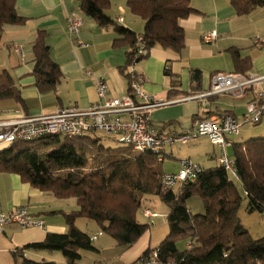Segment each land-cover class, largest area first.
Instances as JSON below:
<instances>
[{"label":"trees","instance_id":"16d2710c","mask_svg":"<svg viewBox=\"0 0 264 264\" xmlns=\"http://www.w3.org/2000/svg\"><path fill=\"white\" fill-rule=\"evenodd\" d=\"M191 1L127 0L131 11L144 21V29L140 33L117 23L108 15L106 10L111 0H80V5L100 26L114 27L118 35L114 46L129 47L127 67L133 59V49L139 37H142L148 54L137 58V62L148 57L150 50L156 46L177 55L183 52L187 40L181 22L198 12ZM231 5L237 15L243 16L264 7V0H231ZM26 21L27 17L17 10V0H0V34L6 25ZM229 50L233 54L235 72L246 73L252 68L250 56H241L236 47ZM33 53L35 85L41 92L55 91L63 74L51 55L44 30L37 33ZM165 75L173 76L168 65ZM126 77L130 79L128 75ZM201 79L200 70H191L195 90L199 89ZM178 84L175 80L169 90L171 95L176 92ZM131 90L129 86L128 92ZM10 99L24 102L13 76L7 69H2L0 101ZM174 123L171 120L165 125ZM54 142H59V135L14 142L0 151V172L16 173L24 182L41 191L51 192L60 199L75 198L77 202L74 210L51 211L64 214L68 227L66 232H48L43 241L28 244L24 249L61 251L67 264H77L82 258V251L97 249L91 239L93 234L78 227L77 220L80 218L95 222L118 244L131 247L150 228V224L138 221L137 213L144 197L153 195L169 206V233L157 247H149L130 264H138L156 249L162 264H264V236L253 237L238 215L244 198L248 213L264 214V137L234 142L233 159L237 176L222 164L202 167L194 182L185 183L177 191L162 185V176L166 173L163 170L164 150L161 154L144 151L128 157L121 148L109 152L111 148H106L101 138L91 133L66 137L58 148L44 152L43 146ZM232 177L242 183L244 196ZM194 195L202 198L204 213H194L188 207L187 201ZM181 240L187 241L184 249L178 247ZM18 251L14 252L16 257H21L18 264H56L54 261L30 259Z\"/></svg>","mask_w":264,"mask_h":264},{"label":"crops","instance_id":"0c3cea01","mask_svg":"<svg viewBox=\"0 0 264 264\" xmlns=\"http://www.w3.org/2000/svg\"><path fill=\"white\" fill-rule=\"evenodd\" d=\"M80 4V0H17V10L19 14L27 17V21L23 24L6 25L3 33L0 34V40L3 41V46H6L9 58L7 67L4 69L11 73L20 87L24 102L4 100L8 107L6 112L13 113L22 110L29 115L37 116L50 114L58 107L75 106L87 109L98 102L99 78L109 83V98L120 97L128 93L129 79L126 77L128 68L126 65L129 47L127 45L114 46V39L118 36L114 27L100 26L94 18L84 12ZM191 4L198 12L181 22L186 30L187 40V46L183 52L177 55L156 46L150 50L148 56L152 61L163 66L164 75L166 65L170 67L173 76L165 75L170 80V89L173 83L175 84V80H178L176 92L173 95L169 93L172 97L168 98L164 105L176 104V108L181 110L179 116L187 122L181 125V130L190 126L198 118L214 116L220 118L225 113L241 118L246 112L248 102L255 97L257 89H260L258 87L264 84L249 87L241 96L230 92L208 97L200 96L210 89L211 80L215 74L224 73L219 72L220 70H225L227 73L235 72L233 54L232 52L229 54L228 49L239 48L241 56H247L242 52L247 46H242L238 37L236 41H228L232 38H222L219 33L210 42L204 40L205 35L213 30L228 28V23L235 21V15L239 18L231 5V0H192ZM106 12L121 25L131 29L141 28L136 25L138 24L137 15L131 11L127 0H111ZM72 13L82 20L80 31L77 34H71L68 29V17ZM211 27L214 28L210 30ZM39 30L45 31L47 43L51 47V55L59 64L63 74L55 91L41 92L35 85L33 43ZM251 46H254L250 52L254 62L252 68L245 74L264 75V39L257 38ZM215 59L221 61L218 65L211 66L210 63ZM193 69H198L202 73L200 87L197 90L193 88L191 81V70ZM138 72L144 78L143 89L150 94L153 91L150 86L148 88L145 86L147 82L145 72L141 68ZM151 97L155 100L154 96ZM153 125L160 133L177 130V127L173 125L162 124L161 127H157L154 121ZM241 134L242 132L236 136ZM228 139L231 143L226 147V151L236 142L230 137ZM175 144L181 143L176 142L169 145L170 151L166 149L168 147L166 146L165 156L168 154L174 158L173 146ZM213 146L211 158H215L217 162L209 167L220 164L222 148L215 144ZM216 148L220 149V156L217 155ZM183 158L191 159L190 156ZM180 159L182 157H176L178 168L170 172L179 170ZM199 164L204 167L201 163ZM63 200L65 199L57 198L51 192L41 191L24 182L16 173L0 172V212L8 213L18 206H26L34 217L41 218L45 222L44 229L23 228L16 223L5 226L4 232L0 234V264H18L21 257L15 256L14 252L17 249L20 255L23 254L33 260L53 258L49 257L52 254H45L47 252H42L43 250L24 249V247L43 241L48 232L64 233L67 231L64 214L51 211L74 210L77 208V202L75 200L69 206ZM82 219L84 218L77 220L78 227V223L84 221ZM86 225L93 224L88 222ZM145 235L146 233L133 246L123 250L122 258L125 264L134 262L149 247L154 248Z\"/></svg>","mask_w":264,"mask_h":264},{"label":"built area","instance_id":"2783aa9c","mask_svg":"<svg viewBox=\"0 0 264 264\" xmlns=\"http://www.w3.org/2000/svg\"><path fill=\"white\" fill-rule=\"evenodd\" d=\"M82 25L81 18L72 13L68 17V29L71 34H77ZM218 35L216 30L205 35L204 40L210 42ZM134 55L127 68L129 86L132 90L120 97H108L109 83L98 79V102L87 109L79 107H58L54 112L46 115H29L22 110L13 113H0V151L14 142L31 141L45 136L64 134L65 137H80L98 130L112 135L116 141L124 145H133L139 152L153 151L161 154L166 146L176 142L188 144L199 137H207L213 144L222 148L220 164L233 175L237 176L234 159H230L226 147L230 145L229 137L239 135L245 124H257L264 117V91L258 90L255 97L248 102L245 114L238 118L230 113L220 118H198L182 130H170L160 133L154 127L151 114L154 108L166 104L156 101L148 95L143 87V76L138 72L136 59L148 54L139 37L134 47ZM264 82V75H247L245 73H217L211 80L208 91L200 94L208 97L215 94L230 92L243 95L247 88ZM202 172V166L190 158L180 159V168L176 172H166L162 176V185L177 191L185 183L194 182ZM144 214L153 219L158 216L151 209L146 208ZM19 224L23 228H45L41 218L34 217L26 206H18L15 210L0 212V234L5 226ZM94 234L95 241L99 235ZM190 247V244H188ZM158 250H153L148 257L138 264H162L158 260Z\"/></svg>","mask_w":264,"mask_h":264},{"label":"rangeland","instance_id":"374dc122","mask_svg":"<svg viewBox=\"0 0 264 264\" xmlns=\"http://www.w3.org/2000/svg\"><path fill=\"white\" fill-rule=\"evenodd\" d=\"M263 10V11H261ZM235 15V21L233 23H228V28H219L216 31L222 35V38L230 37L228 41H236L237 37L240 38V43L242 46H247L243 48L242 52L250 56L252 59V65L254 62V58L251 55V50L254 48L251 44L257 38L264 39V7L257 8L251 14L243 15L237 18ZM136 29L133 28L134 31L140 33L144 29V21L141 17L137 16ZM255 22V24H253ZM260 27H259V26ZM214 27H211L213 29ZM240 50V49H239ZM172 52V51H171ZM228 53L231 51L228 49ZM8 51L6 46H3V41L0 40V70L7 67L8 62ZM210 63L211 66L218 65L219 59L212 60ZM137 69L140 68L145 72L147 82L145 86L148 88L151 87L152 91L149 95L154 96L156 101H166L169 96L170 90V80L164 75L163 66L157 64L155 61H152L150 57L144 58L141 61L135 64ZM219 72L227 73L225 70H220ZM182 78H180L181 80ZM264 83V82H263ZM257 90L264 91V84L259 86ZM145 91V90H144ZM146 92V91H145ZM147 93V92H146ZM0 103V112H6L8 107L6 105V101L1 100ZM176 104H168L161 105L153 109V113L151 114L152 120L155 123V126L161 127L162 124L174 120L175 123L173 126H176L177 130H181V125L187 123L184 122V118L180 117L179 113L181 110L176 108ZM10 109V108H9ZM177 121V122H176ZM181 121V122H178ZM189 127V126H186ZM180 129V130H179ZM242 134L240 136H230V138L236 142H242L254 137H264V117L263 120L257 124H245L242 128ZM94 136L101 138V143L106 148H111L109 152H115L118 148L122 149V153L128 157H134L139 154V151L135 149L133 145H124L116 141V139L107 134V132L98 130L93 132ZM66 137L64 134L59 136V142H54L48 145L43 146L44 152H50L56 148H58L64 141ZM213 144L207 138H199L197 140H192L189 144L181 145L175 144L173 146L174 158L169 156L165 157V161L163 162V170L166 172L174 171L178 168L176 157H188L195 162L201 163L204 167H209L213 164H216L217 160L211 158V153H213ZM5 149V148H4ZM168 151H170V146L166 147ZM169 153V152H167ZM216 153L220 156V149L216 148ZM170 154V153H169ZM227 154L230 159L233 158V146L227 148ZM214 156V155H213ZM90 157V156H89ZM214 161V162H213ZM233 178V177H232ZM237 187L239 188L241 194L244 196L243 185L240 180L233 178ZM76 199L68 198L63 200L65 204L69 206ZM246 199L242 200L241 206L238 210V215L243 223V225L249 230L251 235L255 238L264 236V214L259 212L248 213L246 210ZM188 207L194 213H204L205 207L202 198L200 195H194L190 197L187 201ZM151 209L153 212L158 214L157 217L150 219L144 214L145 208ZM169 211V206L158 196L146 195L143 199V205L139 209L137 213V219L140 223L150 224L149 230L146 232L145 237L150 240L152 247H157L160 242L166 237L169 233V222L167 219V214ZM84 221H80L79 228L91 235L102 231L103 234L95 241H93V245L97 248L96 250H84L82 251V258L77 264H95L98 262L99 264H125L124 259L122 258L123 250L126 248L120 244H118L117 240L113 238L109 233L103 231L102 228L93 221H89L87 219H82ZM93 225H86V223ZM178 247L180 249H184L187 247V241L181 240L178 243ZM42 252H47L45 254H52L45 260L54 261L56 264H67L66 258L64 257L61 251H49L43 250ZM56 256H54V255ZM58 255V256H57ZM56 258V260H54ZM65 258V259H64ZM37 261H42L43 258H35ZM51 259V260H50ZM62 259V260H61ZM65 260V261H64Z\"/></svg>","mask_w":264,"mask_h":264}]
</instances>
